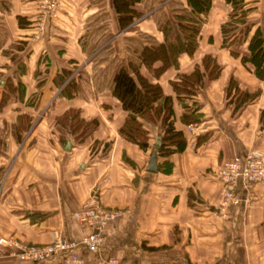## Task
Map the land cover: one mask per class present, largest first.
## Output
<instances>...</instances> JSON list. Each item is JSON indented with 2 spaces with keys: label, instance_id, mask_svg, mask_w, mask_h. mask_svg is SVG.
I'll return each mask as SVG.
<instances>
[{
  "label": "crops",
  "instance_id": "crops-1",
  "mask_svg": "<svg viewBox=\"0 0 264 264\" xmlns=\"http://www.w3.org/2000/svg\"><path fill=\"white\" fill-rule=\"evenodd\" d=\"M56 1L54 16L40 9L44 15L34 17L36 0H6V8H0V79L10 83L0 110V127H8L0 134V237L35 245L77 241L88 228L74 212L91 194L118 213L101 227L102 239L94 252L78 245L49 259L28 261L10 254L13 245L0 243V264H55L71 252L86 264H264V180L248 190L238 181V202L219 208L221 164L253 149L264 154V80L242 61L248 54L246 43L221 46L220 25L229 17L230 4L211 0L196 49L180 53L177 67L156 72L159 60L150 68L137 62V51L149 45L138 35L163 41L153 16L159 8L164 11L167 0L133 3L140 16L124 29L117 25L110 0ZM179 1L187 8L186 0ZM257 1L244 0L250 12L264 14V0ZM17 16L28 23L19 25ZM258 25L264 30V22ZM87 32H93L90 40L84 38ZM82 40L90 44L89 55L79 45ZM205 54L213 56L221 70L184 99L199 116L190 122L199 124L193 134L189 123L180 120L184 104L170 81L178 72H191ZM113 58L130 73L128 62L135 63L140 76L171 97L172 124L182 130L186 144L167 155L155 153V172L145 167L158 125L145 123L144 149L117 133L125 111L109 90L116 68ZM73 66L71 74L80 70L86 79L80 78V91L67 98L59 94L62 85L56 86L53 78ZM106 67L110 69L102 78L99 73ZM231 76L240 89L260 90L257 98L236 110L224 95ZM70 108L83 120L96 121L78 143L55 123ZM21 115L29 117L30 124L17 140L10 126Z\"/></svg>",
  "mask_w": 264,
  "mask_h": 264
},
{
  "label": "trees",
  "instance_id": "trees-1",
  "mask_svg": "<svg viewBox=\"0 0 264 264\" xmlns=\"http://www.w3.org/2000/svg\"><path fill=\"white\" fill-rule=\"evenodd\" d=\"M110 1L119 29L126 28L135 18L140 16L131 7L133 3L139 0ZM225 2L235 6L238 4L237 8L242 9L238 11V15L235 11H231L229 19L220 25L221 46L230 47L235 43H246L248 54L242 57V61L252 66V72L258 79L264 80V30L260 25H256L251 33L247 28L239 30L240 33L243 31L241 36L235 34L236 27L233 24H239L237 23L239 20H244V14L250 8H244V0H225ZM186 4L187 8L182 9L180 13L173 14L174 20L172 22L167 18L160 23L156 22L157 28L163 34V41L141 46L137 51V62L150 68L153 61L159 60L161 62L159 69L169 65L177 67V57L180 53L191 54L196 49L198 34L204 21L203 16L210 8L211 0H186ZM0 8H6V0H0ZM16 18L19 25L28 23L23 16ZM174 26L177 27V31H173ZM79 45L83 51L87 49L83 41H80ZM86 51L89 55L92 50ZM75 67L63 68L53 78V83L56 86L62 85L59 94L67 98L75 96L80 91L78 80L82 77V72L76 70L75 73L71 74ZM128 67L131 73L122 65H118L110 76V93L118 101L121 109L125 111L124 119L117 128L118 135L144 149L147 142V130L144 123H156L159 129L157 136L159 144L155 147V153L162 156L182 150L186 144V138L182 130L173 127L171 97L163 95L157 83L148 82L140 76L137 73V65L128 62ZM220 70L221 67L213 56L205 54L201 58L200 65L196 64L191 72L187 74L178 72L177 78L170 81V86L176 94V98L182 102L186 98L190 99L204 84L205 79L208 82L215 79ZM9 84L7 79H0V88L2 89L0 90V110L7 98L6 88L9 87ZM259 93V89L252 92L240 89L232 76L224 87L226 102H233L234 110L253 101ZM183 104L185 111L182 112L180 120L186 124L197 122L199 116L195 112V108L185 102ZM55 123L64 126L76 143L81 142L96 126L94 119L83 120L79 117L78 110L72 108L58 115L55 118ZM29 124L30 119L26 115L17 116L15 122L10 126V132L18 140L21 132L25 131Z\"/></svg>",
  "mask_w": 264,
  "mask_h": 264
},
{
  "label": "built area",
  "instance_id": "built-area-1",
  "mask_svg": "<svg viewBox=\"0 0 264 264\" xmlns=\"http://www.w3.org/2000/svg\"><path fill=\"white\" fill-rule=\"evenodd\" d=\"M59 3L56 0H47V13L54 16ZM39 28H42L39 25ZM191 133L196 134L199 126L193 123L188 124ZM218 178L223 185L222 196L219 201V208L224 210L228 205L237 203L238 198L234 193L237 182L246 190L250 189L254 183L264 180V154L253 149L243 156H234L225 160L218 171ZM118 211L109 210L103 207L99 201L91 194L81 203L80 207L74 212L79 221H82L88 228V232L77 241L55 239L49 244H20L16 241L0 237V243H9L16 249L10 254L22 260L40 261L49 259L57 255L60 251L82 245L87 251L94 252L102 239L100 229L104 223L117 215ZM55 264H86L75 252H71L59 258Z\"/></svg>",
  "mask_w": 264,
  "mask_h": 264
},
{
  "label": "rangeland",
  "instance_id": "rangeland-1",
  "mask_svg": "<svg viewBox=\"0 0 264 264\" xmlns=\"http://www.w3.org/2000/svg\"><path fill=\"white\" fill-rule=\"evenodd\" d=\"M257 1V0H256ZM258 2V1H257ZM230 4V3H229ZM45 5H47V0H36V7H37V9H38V11L36 12L37 14H36V16H34V17H41V16H43L44 15V13H40V9H42V10H47V8H45L46 6ZM259 5H260V3L258 4V5H256V8L257 7H259ZM184 4L182 3V1H179V0H167L166 2H164V11H162L160 8L158 9L160 12H156V15H154L153 17H154V20H155V22H161V21H163L165 18H167V19H169V21L170 22H172V20H174L173 19V14L174 13H180V11L182 10V9H185L184 7ZM239 5L238 4H236V6L235 5H232V4H230V12L231 11H235V13L238 15V11H240L242 8H237ZM248 7V5H246L244 8H247ZM234 9V10H233ZM229 12V13H230ZM33 17V16H32ZM228 19H229V17H228ZM32 20V19H31ZM32 22H34V21H32ZM38 22H41L40 20H38ZM261 22H264V14L263 13H258V11L257 10H255V13H252V12H250L249 10L248 11H246L245 12V14H244V20H242V21H238L237 23H239V24H233L234 25V27H236L235 28V30H234V32H235V34H239L240 36H241V34L243 33V31H241V33L239 32V30L240 29H242V30H244V29H249V33H251V30L253 31V28H254V26H256V25H258V23H261ZM236 23V22H235ZM231 33V32H230ZM90 34V35H89ZM232 34V33H231ZM91 35H93V32H87V35L85 34V39H86V37H88V39L90 40V36ZM139 37H141L143 40H146V42H148V43H152V44H154V43H157L155 40H154V38H152V37H150L149 35H144V34H140V35H138ZM90 37V38H89ZM93 37V36H92ZM243 37H244V39H245V34L243 35ZM83 41V40H82ZM84 42V41H83ZM86 44V46H87V49L86 50H90L91 49V47H90V44H88L87 42L85 43ZM242 44H244V43H242V42H240V43H235L234 44V46H237V45H242ZM129 45V44H128ZM136 49V51H137V49L138 48H135ZM85 50V52H87ZM133 50V49H132ZM134 51V50H133ZM103 53V52H102ZM102 55V54H101ZM113 61L115 62V67H117L118 65H122V63H120L118 60H114V58H113ZM135 64V63H134ZM108 67H112V63H110L109 65H108ZM108 67H106V68H104V70L102 69L101 71H100V73L99 74H101L100 76L102 77V78H105V76H106V72H107V70H109L110 68H108ZM157 70L158 71H160L161 70V68L159 69H156V72H157ZM80 76V75H79ZM78 76V77H79ZM81 78H83V79H86V78H84V76L83 77H81ZM101 78V79H102ZM79 82V81H78ZM34 98V97H33ZM182 102H184V101H182ZM146 124H148V123H146ZM196 125H198L199 126V124H196ZM144 126H145V123H144ZM8 127H0V134H2V133H5V131H6V129H7Z\"/></svg>",
  "mask_w": 264,
  "mask_h": 264
},
{
  "label": "water",
  "instance_id": "water-1",
  "mask_svg": "<svg viewBox=\"0 0 264 264\" xmlns=\"http://www.w3.org/2000/svg\"><path fill=\"white\" fill-rule=\"evenodd\" d=\"M159 144V140L158 138H156L153 142V147L154 150H152L149 155H148V159H147V163H146V171L148 172H155L157 169L156 163H155V147L158 146ZM69 147V142L65 143L64 149H68Z\"/></svg>",
  "mask_w": 264,
  "mask_h": 264
}]
</instances>
